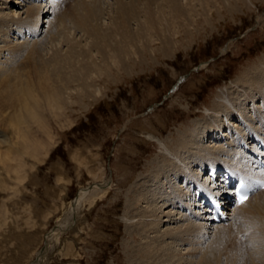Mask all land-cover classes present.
<instances>
[{
	"label": "rangeland",
	"instance_id": "rangeland-1",
	"mask_svg": "<svg viewBox=\"0 0 264 264\" xmlns=\"http://www.w3.org/2000/svg\"><path fill=\"white\" fill-rule=\"evenodd\" d=\"M17 1V4L14 0L5 1L7 10L1 8L0 13L15 10L22 15L28 6H23L25 2L20 5L22 0ZM120 1L130 3L129 0ZM242 1L221 0L207 8L208 14H195L200 15L194 19L197 23L182 31L183 38L179 37L167 54L162 52L167 49V45L161 44L164 37L153 35L152 44L139 43L138 55L131 57L133 59L125 68L115 66L109 75L103 71L99 79L91 81L87 90L89 98L82 99L79 93L75 94L78 87L73 84L68 90H62V102L46 106L36 101L33 113L16 124L9 122L22 129L19 135L24 138V146L11 153L4 152L8 160L0 163V264H130L129 261L143 264L133 253L140 241L134 235L138 219L133 217L140 213L145 218L143 212L154 197L151 200L150 195L143 192L137 201L142 185L148 190H158L159 201H166L163 213L168 217L161 221L160 234L178 227L184 229L191 222H204L201 208H194V211L184 208L187 196L177 197L178 193L187 192L184 176L175 179L169 174L167 181L161 176L169 169L163 168L168 160L174 161L168 152L181 149L180 138L191 131L189 141L198 147L193 145L194 150L182 153L181 159L192 167V173L199 168L188 159L196 150L227 149L230 144L231 149L237 147L236 129L226 128V118L230 122H234V118L210 112L218 101L231 116H236L235 122L243 124L253 135H260L264 129V123L259 131L248 128L246 122L257 123L260 117L261 100L258 95L244 100L243 96L249 92L238 87L239 81L246 79L254 68L264 69V0ZM95 4L100 10L98 22L106 24L108 15L116 13L117 5L113 0H96ZM52 17L49 19L53 20ZM24 18L23 14L21 20ZM45 20L35 35L31 28L24 33L22 30L21 34L9 28L6 34H0V40L5 41H0V47L6 42L13 46L42 42V55L50 53L53 44L47 29L52 22L48 18ZM136 21L139 20L129 21L131 29H135ZM72 33V39L82 42L80 45L86 43L80 30ZM55 39L54 45L64 53L67 46L62 44L61 38ZM5 49L0 48L3 52L0 67L6 63L7 68L15 62L16 65L23 63L26 52L22 51V56H16L11 62ZM70 92L75 95L68 99ZM237 110L242 111V119ZM12 114L8 109L5 117ZM214 124L218 125L216 129L211 128ZM3 127L5 132L0 131V141L14 143L12 129L6 124ZM250 145L245 144L243 138L238 141L243 155L244 149L250 150L247 148ZM227 155L217 160L223 164L230 160ZM161 168L162 175L158 174ZM243 169L251 168L249 165ZM208 173H211L209 167L200 177ZM213 173L217 180L221 178L222 173ZM143 177L147 180L145 183ZM216 179L215 183H220ZM222 188L221 193L228 192V186ZM253 209L254 204L246 213L250 215ZM227 213L226 226L230 224L231 209ZM248 227L252 237L248 251L237 256L229 241L225 253L223 251L214 264H244L255 258L252 250H259L264 257V243L257 245L254 241L256 229ZM236 229H240L238 225ZM213 230L210 227L206 238L197 240L188 237L172 241L169 236L164 237L161 241L165 244L158 243L155 247L161 244V252L167 248L173 252L167 264H209L204 263L202 253ZM258 233L261 237L264 230ZM243 234L246 237L244 231L239 234V240ZM207 237L211 238L207 240ZM153 264H163V261Z\"/></svg>",
	"mask_w": 264,
	"mask_h": 264
},
{
	"label": "bare ground",
	"instance_id": "bare-ground-1",
	"mask_svg": "<svg viewBox=\"0 0 264 264\" xmlns=\"http://www.w3.org/2000/svg\"><path fill=\"white\" fill-rule=\"evenodd\" d=\"M5 1L7 0H0V2H3L0 5H4V7H0V9L3 8V10H7V8H5ZM34 1L36 3H34ZM61 1L63 4H60ZM74 1L75 0H22L20 5L25 2L23 6H28L23 13L25 15L24 21L21 20L23 14H16L15 10L12 12L10 11V13H0V34H6L5 32H7L9 28L11 30H18V34H21L22 30L24 33L31 28V33L35 35L40 31V27L46 21L45 19L48 18V20L52 22L48 25L47 29L49 41L54 45L55 38L59 37L62 40V44L67 46L63 53V50L59 47L52 45L50 53L46 55H42L40 49V45L44 44L42 42H33L31 45L24 44L23 46H15L17 43L14 46L8 45V42H6L4 46H1L3 49L6 48L5 50L8 52V57L10 59L12 58L11 62H14L15 57L20 56L22 51L26 52V56L23 57L22 60L23 63L21 62L20 65H16L17 62H15L16 64H10L13 66L10 68H7V63L0 67V122L3 124L0 125V131L1 133H3V131L5 132L3 126L6 124L12 129L15 135V142L12 144L11 141H0V149H4V151L0 150V152H2V154L0 153L1 164H5V160L7 159L5 158L6 154L4 152L11 153V150L24 146V138H21L22 135H19L21 134L19 131L22 129L13 126L14 124L12 125L9 122L15 121L14 123L16 124V122L27 117L26 115L33 110V105L36 101L37 103L42 102L46 104V106L50 103H57V101L62 102L60 99V96L64 93L62 90H68L73 84H76L75 86L78 87L77 92L75 90V94L78 95L79 93L78 96L82 99L89 98L87 97V95H89L87 90L91 87V81L93 79H99L103 71H107V75H109L113 71L112 68L115 66L119 68L118 65H120V68H125V64L133 59L131 57L138 55L136 48L139 43L147 42L148 44H152L153 35L164 37L161 44H163V46L167 45V49L164 50L162 48V52L163 54H167V51H171L175 47L178 38H183V35H181L183 33L182 31L185 30L186 27L188 28L197 23L194 19L200 15L195 14H208L209 11L207 8H212L221 0H129L130 3L127 4L120 0H113L117 5L116 13H114V15H108L106 24L98 22L100 21L98 18L100 10L95 4L96 0ZM223 1L231 3L230 0ZM241 2L243 1L241 0ZM15 3L17 4L19 2L14 0V4ZM71 4L72 6H70ZM68 6L70 7L67 8ZM199 8L202 9L200 10ZM46 15H53V20L49 19V16L47 17ZM64 20L67 21L64 22ZM131 20L142 21H136L135 29H131L129 26V21ZM75 29L81 31L82 37L86 39L85 44L80 45L82 42L72 39V35H74L72 31ZM44 34H46V32ZM1 36L2 35H0V38H2ZM4 42L3 40L1 41V43ZM1 53L3 52L0 51V54ZM252 71L248 73L246 79L239 81L238 87H244L246 92H249L244 95L245 97L243 96L244 100L249 101L254 95H258V98L261 100L262 110L257 123L246 122L248 128L252 127L259 131L262 126L261 124L264 123V69L254 68ZM92 74H94V76ZM253 92H255V94H253ZM67 95L68 99L73 97L71 92ZM227 100L232 104L229 98ZM220 103L222 102L220 101ZM65 104L68 103L66 102ZM221 106L223 105H219V101L218 103L216 102L213 104L210 112L215 116L224 113L226 117L234 118V122H230L229 118H226L228 123L226 128L228 126L236 129L237 147L231 149L229 147L232 144H230L227 149L215 148L214 150H205L201 148L200 150H196L195 153L189 155L188 159L190 160V164L194 163L197 165L196 168H199L197 171L195 169L194 173H192V167L185 165L184 161L181 159L182 153L189 154V151L194 150L193 145L198 147V144H193L189 141V136L192 137L191 131L180 138L179 144L181 149L179 148V150L172 153L168 152L169 156L174 157V161L168 160V163L163 167L169 168L166 173L162 175L161 171L163 168L158 171V174L162 175L161 177L164 178L165 181H167L169 174L173 175L175 179L179 178L181 175L184 176V189H187V192L178 193L177 197L181 199V196L182 198L185 195L187 196V204L183 206L184 208L187 207L192 211H194V208H201L200 211L204 214L202 219L204 222H191L188 223L184 229L178 227L174 229V231H165V233L160 234L158 228L161 221L164 217H168L167 214L163 213L165 212L163 208L166 201H159L160 198H157L156 195L158 190H148L145 189L143 185L140 190L138 189L140 193L137 192V201L142 196L143 192L146 196L150 195L149 197L151 200L154 197V200L152 202L150 201L149 205L147 204L148 208L146 212H143V214L146 215L145 218H143L144 216L140 213L133 217V219H138L134 224V227H136V234H133L139 237L140 241L142 240V242L139 241V244L135 246L133 253L135 259L139 258V260L143 261V264H153L159 261H163V264H167V262L172 259L171 255L173 252H169L168 248L161 252V249H163L161 244L159 247L157 246L158 248L155 247L158 243L165 242L161 241V239L164 240V237L169 236L168 239L172 241L178 240L179 238L186 240L188 237H194L196 240L199 238L203 239L208 235L210 227L214 228V230L211 235L212 238L210 237L211 240L207 237L209 243L202 253V258L206 261L204 263L214 264L213 261H218L219 255L222 254L223 251L225 253V248L229 241L232 242L230 244L232 251L235 253L237 252V256L242 255L244 251H248L250 238L252 239L251 235L248 233L250 230L248 227L249 225L256 229L255 243L257 245L259 244V246H262L264 243V235L260 237L258 233V231L264 230L262 227V224H264V191L262 190H258L252 196L250 195L248 200L242 205H234V207L231 208L230 218L228 220L230 224H227V226L224 224L225 218L222 217L219 223H215L211 221L208 214H205L207 210L202 204V196L209 199H216L218 197V200L222 203L224 202V204L232 202L228 199L235 189V186L232 184V178L241 176L248 180L253 187L254 185L256 186V184L264 185V174L257 171L253 165L256 160L255 154L260 153L262 155L263 152V148L258 150V147H260V142H264V129H261L259 132L260 135H253L251 130L249 132L245 129L243 124L237 121L235 122V120H237L235 115L231 116L232 114L230 111ZM57 107L59 110L61 109L59 106ZM222 108H224V112ZM8 109L13 111V114L6 118L5 112ZM238 112L239 119H242V111L237 110V113ZM240 124L243 125L242 128ZM215 126L217 127L218 125L214 124L211 128L216 129ZM249 137L252 143L251 140L249 142ZM242 138L245 140V144H251L247 147L251 151L244 149L246 156L238 149V141ZM255 139L256 142L254 144L253 140L255 141ZM9 153L7 154L8 156ZM225 154H228L226 158L230 160L221 164L217 159ZM163 157L162 155V158ZM245 162L248 164L247 166H245ZM177 163H179V166H177ZM249 165L251 168L250 170L243 169L249 167ZM207 167L210 168L211 173L200 177L201 173H203ZM222 168L224 171H222ZM173 171H175L174 174ZM213 172H216V174L218 172L219 174L222 173L221 178L219 177L217 180ZM143 178V183H145L147 180L145 177ZM149 178L151 179V177ZM199 179L200 181H198ZM215 179L217 180L216 182L219 181L220 183L216 184ZM222 186H228V192L221 193L223 190ZM131 198L134 200L133 197ZM159 203H161L160 206ZM253 204L254 209L249 215L246 213L247 209ZM224 214L226 218L229 215L227 212H224ZM236 225H238L240 229H236ZM244 231L247 233L246 237L245 234H243V238L239 240V234L244 233ZM134 235H131V239H133ZM172 244L173 243H169L170 246H174ZM245 246L246 249H244ZM262 250H264V248H262ZM252 251L251 255L253 254L255 258L245 261L244 264H264V257L261 252L259 250ZM129 262L132 264L131 261Z\"/></svg>",
	"mask_w": 264,
	"mask_h": 264
},
{
	"label": "snow or ice",
	"instance_id": "snow-or-ice-1",
	"mask_svg": "<svg viewBox=\"0 0 264 264\" xmlns=\"http://www.w3.org/2000/svg\"><path fill=\"white\" fill-rule=\"evenodd\" d=\"M243 202H244V199L242 198V199H241V203H243Z\"/></svg>",
	"mask_w": 264,
	"mask_h": 264
}]
</instances>
